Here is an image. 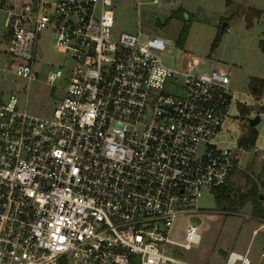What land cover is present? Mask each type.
Segmentation results:
<instances>
[{"label": "built area", "instance_id": "1", "mask_svg": "<svg viewBox=\"0 0 264 264\" xmlns=\"http://www.w3.org/2000/svg\"><path fill=\"white\" fill-rule=\"evenodd\" d=\"M112 7L24 0L15 10L0 0V70L35 80L44 29L73 61L47 70V84L64 80L49 116L20 105L21 86L0 98V264H192L179 250L200 241L198 199L246 148L215 142L229 117L228 74L196 73L190 54L183 68L164 65L167 36L113 38ZM182 215L190 222L174 237ZM224 264H251L248 248Z\"/></svg>", "mask_w": 264, "mask_h": 264}, {"label": "rangeland", "instance_id": "2", "mask_svg": "<svg viewBox=\"0 0 264 264\" xmlns=\"http://www.w3.org/2000/svg\"><path fill=\"white\" fill-rule=\"evenodd\" d=\"M10 1L13 8L19 10L24 0ZM112 8L113 38L121 32L138 29L142 32V40L151 35L167 36L172 43L159 55L164 65L183 68L186 55L190 54L199 61L196 73L214 67L228 74L229 117L215 139L217 144L243 146L239 139L250 127L246 118L259 112L260 121L254 126L259 137L256 145L240 151L237 167L221 185L226 200L220 206L216 201L217 188L203 190L198 199L200 241L192 244L190 249H180L179 255L192 264H224L225 254L229 251L244 252L248 248L251 264H264V230L261 229L264 222L251 214L249 202L239 205L240 194L253 183L264 182V169L253 164L261 153L254 147L260 148L264 144V91L258 98L252 94L250 86L252 77L264 74V51L259 47V40L264 38V0H113ZM249 8L260 10V16L251 24L246 19ZM4 18L5 14L0 10V63L5 59ZM222 25L225 28L220 34ZM218 34L219 40L213 45ZM36 44V79L28 84L25 79L0 70V98L6 97L12 87L21 86L25 92H17L20 105L26 104L32 113L49 116L62 97L64 80L58 79L55 87L47 84V70L49 66L68 69L73 61L57 49L48 29L38 34ZM259 190L264 194V188ZM189 222L187 215L177 218L172 235L179 237ZM253 229L256 234H252Z\"/></svg>", "mask_w": 264, "mask_h": 264}, {"label": "trees", "instance_id": "3", "mask_svg": "<svg viewBox=\"0 0 264 264\" xmlns=\"http://www.w3.org/2000/svg\"><path fill=\"white\" fill-rule=\"evenodd\" d=\"M260 16V10L256 8H249L246 12V19L248 24H251L254 18ZM225 28V27H224ZM224 30V29H223ZM223 30H220L219 33L221 34ZM219 34L216 35L213 45H215L219 40ZM259 47L262 51H264V38L259 40ZM251 92L253 95L259 96L261 95L264 88H262V81L256 77H252L250 80ZM257 136V131L254 126H250L248 131L245 135H242L239 139V142L243 146L249 147L250 145H254L255 139ZM262 169H264V163H262ZM224 184H222L223 186ZM222 186H218L217 188V195L216 201L220 206L223 200H226V197L223 196ZM246 202L251 203V214L256 218L264 221V198H261L258 193V185L253 183L251 187L245 192L240 194V202L239 205L243 206ZM223 208V207H222Z\"/></svg>", "mask_w": 264, "mask_h": 264}, {"label": "crops", "instance_id": "4", "mask_svg": "<svg viewBox=\"0 0 264 264\" xmlns=\"http://www.w3.org/2000/svg\"><path fill=\"white\" fill-rule=\"evenodd\" d=\"M256 78H258V79H260L261 81H262V88H264V74H260V77H256ZM258 133H257V136H256V139H255V142H254V145L253 146H255L256 145V143H257V141H258ZM262 139H264V137H262ZM256 149H260L261 150V153L260 154H258L257 155V157L255 158V161L253 162V164H259L260 165V167H262V163H264V144H262L261 145V147L260 148H256V147H254V150H256ZM253 164H252V166H253ZM235 170V169H234ZM233 173V171L230 173V175ZM229 175V176H230ZM229 176H228V178H229ZM227 178V179H228ZM226 179V180H227ZM226 182V181H225ZM257 185H258V193L260 194V197L261 198H264V194H262V192H260V188L262 187V188H264V182H255ZM250 203V202H249ZM251 204V203H250ZM197 220V219H196ZM260 220V219H259ZM260 221H262V220H260ZM262 222H264V221H262ZM262 230H264V225H262V228H261ZM253 230H255V229H253ZM253 232V231H252ZM253 234V233H252ZM226 255V254H225Z\"/></svg>", "mask_w": 264, "mask_h": 264}, {"label": "water", "instance_id": "5", "mask_svg": "<svg viewBox=\"0 0 264 264\" xmlns=\"http://www.w3.org/2000/svg\"><path fill=\"white\" fill-rule=\"evenodd\" d=\"M223 25L221 26V30H223ZM247 122L249 126H255L260 121V115L259 112H256L253 116H248Z\"/></svg>", "mask_w": 264, "mask_h": 264}]
</instances>
